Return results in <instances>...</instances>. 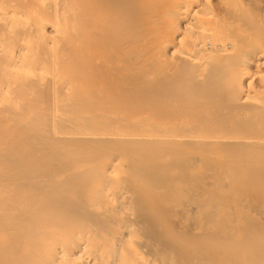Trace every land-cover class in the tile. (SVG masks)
Wrapping results in <instances>:
<instances>
[{
	"label": "bare ground",
	"instance_id": "1",
	"mask_svg": "<svg viewBox=\"0 0 264 264\" xmlns=\"http://www.w3.org/2000/svg\"><path fill=\"white\" fill-rule=\"evenodd\" d=\"M74 1L60 68L0 55V264H145L78 237L131 217L147 264H264L262 5Z\"/></svg>",
	"mask_w": 264,
	"mask_h": 264
},
{
	"label": "rangeland",
	"instance_id": "2",
	"mask_svg": "<svg viewBox=\"0 0 264 264\" xmlns=\"http://www.w3.org/2000/svg\"><path fill=\"white\" fill-rule=\"evenodd\" d=\"M70 1L72 3L74 0ZM251 1L253 3L258 2L260 6L262 5V9H264L263 0H245V5L252 4ZM68 3L70 4V9L68 7ZM71 3L68 0H0V55L2 57V61L12 62L15 60V58L13 59V54L16 52H22V56L20 57L22 61L21 59L18 60L28 65L25 67L23 65V67L21 65L18 66L19 71L27 68H29L30 70L46 69L49 63V65H51V67L48 66L50 67V69H56L57 67H59L58 65L56 68L54 66H56L57 61H59L60 59V56L57 55L61 54L58 53L59 48H57V46L59 45L58 42L60 41L59 39L62 35L60 31L62 29H65V33L64 35H62L63 39H61L65 40L64 38H67L65 42L68 43V38H70L71 34H69V32L75 29L72 28L73 26H76L75 21L73 22V26L72 22V24L69 23V19L71 18L74 20L75 17L72 16L74 15V13H71V16L73 18L70 17V14V18L68 17V13H70L69 11L73 12ZM73 6H75V1L73 3ZM45 26L50 29V32H46L43 34L42 31ZM70 27L72 28V30ZM63 30L61 32H64ZM62 59H64V61L66 60L65 58ZM44 61L48 62V64ZM54 62L56 63L53 65ZM59 63L60 62H58V64ZM1 67L4 68V66ZM29 102H33V100L30 99ZM116 164L120 165L119 163ZM119 177H121V175L115 173H112L109 176V179L106 181V184L102 188L103 191H105V195L107 197H113V194L119 191V189L134 190L133 187L121 182ZM141 189H143V192L147 193L140 196H142L143 198L145 197L149 200V205L143 210L150 217H155V219L157 218V220H155V226L159 228L162 227L163 230V226L167 224L169 220L167 217L165 218L164 214L166 213V211L163 207V204L159 201L160 195L155 189L149 188L147 186H141ZM120 196H122L123 199L130 197L131 195L122 193ZM97 209L99 208L97 207L94 210ZM133 219L134 218L131 217L130 221L128 223H125L122 229H119L118 227L112 228L111 226L102 225L100 227L90 228L91 230L89 231L81 230L78 237L86 238L94 247H98L99 245L103 244L105 245V248L107 250H110L116 243L117 238L120 237L121 234H123L125 235L126 239L123 244L121 243L122 245L119 244V246L121 247L119 249L120 254L122 252H125V255H136L138 257V262L147 264L149 262V259H147L146 255H149L150 253L155 254V251L149 250L148 248L145 249V247H147V245L151 243L147 242L143 238L142 234L136 232V226ZM157 243L159 245H162L160 242ZM58 247L60 248V246Z\"/></svg>",
	"mask_w": 264,
	"mask_h": 264
}]
</instances>
